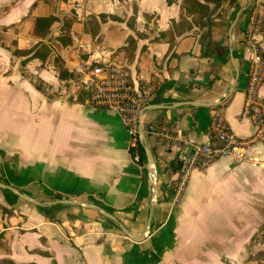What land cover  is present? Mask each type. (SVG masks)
Segmentation results:
<instances>
[{
  "label": "crops",
  "instance_id": "1",
  "mask_svg": "<svg viewBox=\"0 0 264 264\" xmlns=\"http://www.w3.org/2000/svg\"><path fill=\"white\" fill-rule=\"evenodd\" d=\"M247 1L224 0L211 37L203 40L196 28L170 51L158 38L178 20L181 0H0V264H250L264 251L263 144L251 150V162L222 158L195 171L176 206L178 148L142 137L145 156L134 162L120 116L82 102L89 94L73 75L81 53L123 68L139 88L154 82L144 119L179 122L178 135L194 144L208 141L216 109L235 134L250 137L251 122L239 119L248 83L242 47L248 10L233 45L229 36ZM134 6L136 29L127 24ZM51 14L58 18L52 33L36 38V19ZM101 14L124 21L102 24L97 42L87 21ZM66 16L75 23L72 44L64 46L57 38ZM130 36L138 43L132 61L120 50ZM41 43L53 49L45 62L30 59ZM16 48L30 54L14 55ZM55 58L72 77L60 79Z\"/></svg>",
  "mask_w": 264,
  "mask_h": 264
},
{
  "label": "built area",
  "instance_id": "2",
  "mask_svg": "<svg viewBox=\"0 0 264 264\" xmlns=\"http://www.w3.org/2000/svg\"><path fill=\"white\" fill-rule=\"evenodd\" d=\"M80 5H77L79 7ZM242 47L248 64V83L240 120H249L254 128L252 136L243 138L230 128L220 109L213 111L209 138L206 143L194 144L182 138L177 130L179 122H147L143 107L157 90L149 82L138 87L127 72L108 63L89 62L78 53L73 68L76 84L88 92V102L101 109L117 113L130 136V154L137 164L143 161L140 153L142 137L159 140L165 147L178 148L175 157L176 179L172 182L174 205L182 202L195 171H203L222 158L241 163L252 161L251 150L264 145V5L255 2L249 9L244 24Z\"/></svg>",
  "mask_w": 264,
  "mask_h": 264
},
{
  "label": "trees",
  "instance_id": "3",
  "mask_svg": "<svg viewBox=\"0 0 264 264\" xmlns=\"http://www.w3.org/2000/svg\"><path fill=\"white\" fill-rule=\"evenodd\" d=\"M44 3H49L48 0H40ZM239 0H230V5H234ZM168 4H172L173 0H167ZM224 0H181L180 3V15L178 20L172 22L170 30L161 32L160 39H165L170 45V51L176 46L177 40L187 33L199 29L202 32V39L206 40L211 37L212 28L215 23V19L219 17L218 11L221 9ZM37 6V3L34 7ZM137 6H134V15L128 20V26L132 29H136L137 23ZM113 20L117 22H123L124 19L113 14H101L98 17L93 16L87 21V31L91 36L96 39L97 42L102 41V27L101 25L108 22V20ZM58 22V18L54 15H48L44 17H39L36 19L33 34L36 38L40 40H46L52 33L53 27ZM75 23V18L72 16H66L62 20L61 35L57 40L64 46L72 44V27ZM2 46L4 44L1 43ZM0 45V46H1ZM14 45L17 46V42L14 41ZM137 40L130 36L126 40V45L120 48L124 51L128 57V61H132L136 50H137ZM14 55L28 56L30 53L28 51L15 49L13 51ZM53 55V49L51 44L41 43L39 47L33 52L30 59H40L43 62L47 61ZM57 65L59 66V77L62 80H67L72 77L70 71L61 63L60 59L55 58ZM27 60L23 62L25 66ZM37 88L43 90L41 84H37ZM88 100V96L83 92L81 96V101L85 102ZM140 153L142 158L145 156V150L142 145H140ZM142 164V162H141ZM5 214L13 215V211H9L3 208ZM2 264H14L12 261H4Z\"/></svg>",
  "mask_w": 264,
  "mask_h": 264
},
{
  "label": "water",
  "instance_id": "4",
  "mask_svg": "<svg viewBox=\"0 0 264 264\" xmlns=\"http://www.w3.org/2000/svg\"><path fill=\"white\" fill-rule=\"evenodd\" d=\"M258 0H248L237 12L234 20L231 23L230 29H229V36L231 39V44L233 45V34H234V29L236 27V24L238 23V21L240 20V18L245 14V12H247V10ZM229 94L224 96L221 100H218L217 102L213 103L211 106L217 107L222 105L228 98H229ZM28 198V197H27ZM28 200H31L30 198H28ZM103 215H107L106 213L102 212Z\"/></svg>",
  "mask_w": 264,
  "mask_h": 264
},
{
  "label": "rangeland",
  "instance_id": "5",
  "mask_svg": "<svg viewBox=\"0 0 264 264\" xmlns=\"http://www.w3.org/2000/svg\"><path fill=\"white\" fill-rule=\"evenodd\" d=\"M264 1V0H263ZM264 251L260 252L256 257L250 260V264H264Z\"/></svg>",
  "mask_w": 264,
  "mask_h": 264
}]
</instances>
